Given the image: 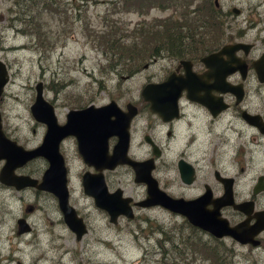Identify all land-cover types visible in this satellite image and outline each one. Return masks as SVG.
I'll list each match as a JSON object with an SVG mask.
<instances>
[{
	"label": "rangeland",
	"instance_id": "374dc122",
	"mask_svg": "<svg viewBox=\"0 0 264 264\" xmlns=\"http://www.w3.org/2000/svg\"><path fill=\"white\" fill-rule=\"evenodd\" d=\"M216 1L221 11L226 13L223 25L240 21V18L231 14L232 8L240 9L242 16L255 8L259 17L264 19V0ZM43 3V6L40 5V8L38 6L33 11L36 15V20L33 21L40 25L37 28L31 22H18L16 19L15 15H19V10L26 11L25 14L30 13L26 10L28 1L0 0V62L8 74L0 94L1 126L4 132L11 133L18 139H26L30 147L40 143L44 132L43 128L36 125L37 122L29 111L37 82H41L44 98L54 107L59 123L65 121L64 115L69 109L88 103L99 105L110 99L115 102L128 99L137 103L140 101L139 90L144 83L156 82L163 75L169 63L165 58L167 55L159 52L155 57L146 55L148 59L143 61L137 59L138 71L131 73L133 68L119 66L118 63L123 58H113L104 43V35L112 32L115 34L113 37L120 40L126 35V43L140 34L133 33L136 24H143V28H146L153 20L176 16L183 9L180 5L173 9L174 3L164 10L153 6L139 12L131 8L127 10L124 1H120L119 7L114 8L118 0H44ZM223 29L222 26L221 30L224 31ZM135 40L137 50H145L140 52L142 54L155 45V36L152 38L146 35ZM144 63L147 66L143 68ZM192 111L194 110L184 109L186 115ZM207 117L199 112L193 120V143L187 135L190 130L187 122H181V128L186 122L187 129L179 145L172 146L170 151L166 150L162 157L168 164L174 160L176 153L184 151L195 166L193 183L183 190V196L190 197L200 192L203 182L215 183L212 178L213 169L227 176H235L238 190L253 183L256 175L261 174L264 178V136L254 135L247 137L245 143H238L236 136L228 132L224 119L211 125ZM235 129L242 128L236 123ZM248 134L251 136L252 133L246 132ZM240 143L245 144V148L250 151L241 152L236 159L234 153ZM60 151L66 165L69 200L83 217L86 233L80 240H75L74 234L66 226H57L48 218L45 222L42 221L40 216L46 211L53 214L52 219L57 218L52 204L45 201L38 202V209L34 212V217L37 216L39 223L47 229V232H43L45 235L35 236L31 240L6 241L4 237L13 230V218L20 213L19 202L11 198L5 205L0 201L1 224L4 225L3 233L0 234V255H10L21 264H162L154 241L159 237L157 228L179 224L183 218L162 207L150 206L134 208L131 219L117 217L116 224L110 223L106 212L97 209L92 199L82 192L80 173L85 165L75 152L74 141L67 137ZM135 153L139 155L142 152L136 150ZM239 166H244L245 169L240 172ZM159 168L162 171L160 185L164 181L169 186L174 181L167 190L171 194L179 193L177 174L172 168L167 171L162 164ZM107 175V179L110 176L112 180L109 185L118 186L122 188L124 195L138 199L142 187L133 183L132 175L126 168L116 167ZM2 196L3 193L0 192V199ZM24 201L34 203L30 198ZM258 202L260 208L264 209V197ZM221 239L232 254V264H264L262 249L250 250L246 248L247 245L241 246L228 238ZM187 264L208 262L195 260Z\"/></svg>",
	"mask_w": 264,
	"mask_h": 264
},
{
	"label": "water",
	"instance_id": "95a60500",
	"mask_svg": "<svg viewBox=\"0 0 264 264\" xmlns=\"http://www.w3.org/2000/svg\"><path fill=\"white\" fill-rule=\"evenodd\" d=\"M213 4L218 7L216 0L213 1ZM237 46L239 45L235 44L228 49L231 51ZM220 52L221 50L203 56L201 62L209 69L207 74L209 76L212 74L215 80L224 86L222 81L224 74L221 73L222 65L219 63L221 62L219 59ZM259 77L264 79L263 72ZM166 78L162 82H147L139 90L142 101L149 103V110L158 114L162 119H165V113L171 115L170 117L177 115V99L182 91L187 92L189 99L195 97L192 92L198 90L195 87L200 80V76L191 72L187 66L184 68V74L174 76L173 73H170ZM7 79L6 69L0 62V94ZM42 88L41 82H37L34 88V99L29 106L32 118L36 122L43 123L45 127L39 145L32 149H24L21 145L19 146L14 141L5 138L1 131L0 120V160L4 161L0 170V181L8 186L13 185L16 189L34 185L37 189L52 194L57 199L58 209L62 213V221L66 228L74 234L75 240L81 239L82 235L86 233V225L68 202L66 165L61 152H59L60 140L66 136H72L76 140L77 152H79L81 162L86 167L92 168V171H84L80 174L82 192L92 199L93 205L97 209L106 212L110 223L116 224L118 216H123L126 219L132 218V208L129 204L131 198L122 196L120 188L109 192L104 183L102 172L113 170L116 166L128 165L133 172V183H142L145 187V197L133 203L136 207H162L172 214L179 215L191 226L199 228L214 238L227 237L241 245L255 246L258 243V240H254V238L258 233L264 231V211L254 212L252 217L255 220L253 223H249L252 202H233L231 191L233 180L231 177L219 176L215 171V178L220 181L222 186V194L218 197L212 195L208 185H205L202 193L194 198L174 197L160 189L153 178L150 171L154 167V162L151 158L134 160L129 157L127 154L129 141L127 123L135 113L133 105L128 104L127 112L129 114L120 115L119 118L120 112L113 99L107 103L99 104V106L88 103L85 107L69 109L64 115L65 121L59 124L54 114V107L44 98ZM217 89L219 91H226V89L233 91V88L228 86ZM200 103L204 104L213 115L216 110L223 107L220 105L214 109L213 104L208 101ZM119 122H122L123 126H119L121 124ZM112 135L118 139L113 145L111 153H108L105 143L107 138ZM154 155H156L155 152ZM35 157L43 158L47 165L39 183H34V180H30L29 177L12 174L15 167H19ZM177 170H179L181 182L187 184L192 182L194 171L189 163L183 160L178 161ZM257 179V185H261L262 178ZM259 188H264V186ZM253 190L256 191V189ZM224 206L242 211L246 217L230 226L227 219L220 213V209ZM21 222L23 221L17 223L20 225Z\"/></svg>",
	"mask_w": 264,
	"mask_h": 264
},
{
	"label": "flooded vegetation",
	"instance_id": "af4514ba",
	"mask_svg": "<svg viewBox=\"0 0 264 264\" xmlns=\"http://www.w3.org/2000/svg\"><path fill=\"white\" fill-rule=\"evenodd\" d=\"M231 14L234 15L236 18H240L239 22H235L234 24L223 25L224 31H222V36L220 39V44L212 47L208 52L203 53L201 56L196 58H178L172 59L168 55L165 57L168 59V65L164 69L163 75L157 80L158 82H162L166 80L167 75L173 73L174 76H179L184 74V68H187L193 72L194 74L200 76V80L197 82L196 89L197 91H193L192 94L195 97L189 99L187 98V92L184 90L180 94V97L177 99V115L172 116L168 113H165V119H162L158 114H155L149 110V103L143 102L140 98V101L134 103L133 101H129L128 99H122L121 102H115L119 109V118L120 115L129 114L127 112L128 104H131L135 107V113L130 117L128 120V146H127V154L134 160H146L151 158L154 162V167L151 169V174L153 178L158 183L160 189L164 190L167 194L174 197H182V198H194L197 195H200L204 190V186L208 185L212 195L218 197L222 194V186L219 180L215 178V171L218 173L219 176H226L231 177L232 182V198L234 203H242L243 201L252 202V209L249 212L251 219H249V223H253L255 218L252 217L254 212L263 210L260 208L259 199L264 197V188H259L260 186H264V178L261 174L256 175L253 179V183L246 185V187L242 190H238L236 187L237 179L235 176H227L225 173L221 171H217L216 169L212 170V178L215 183L203 182L201 184V191L195 193L194 196L186 197L183 196V190L186 189L189 185L193 183L194 175H195V166L193 163L187 158V153L184 151H179L173 157L174 160L169 161L167 164L163 160V155L165 154L166 150L170 151L172 146L179 145L180 139H182V135L184 131L187 129V124L190 128L188 131V136L191 139V143L195 138L193 127L194 124L192 123L195 119L197 113L203 112V114L207 115V120L211 125H216L222 119L226 122V128L228 132L236 136V140L245 143L247 137H254V135L264 136V79H260V75L263 72L264 74V19L259 17V12L254 8L253 11L246 13L245 16H242L240 9L232 8ZM235 44L239 45L229 51V47L235 46ZM220 52L219 59L222 65L221 73L224 74L222 81L223 85L221 86L215 77L211 74L209 76V69L203 65L201 62V58L205 55L212 54V52ZM185 63H182V62ZM232 69V70H230ZM262 71V72H261ZM206 73V75H204ZM232 87L233 91L226 89V91H219L217 88H226ZM200 99H199V98ZM208 101L209 103L213 104V108L215 109L216 106L222 105V109H218L215 111V114H211L210 111L201 104L200 102ZM184 109L187 111L192 109L194 111L190 112L186 115ZM113 117V116H112ZM186 121L183 128H181V122ZM36 122V121H35ZM59 123V122H58ZM119 126H123L122 122H119ZM240 124L242 129H235V124ZM62 124V123H59ZM40 128H43L45 132L44 124L37 122ZM1 131L3 132L5 138L14 141L19 146L21 145L24 149H32L37 145H27L26 139H18L15 135L11 133L4 132L1 126ZM33 131V129L31 130ZM34 132V131H33ZM43 132V134H44ZM247 133H252L251 136L246 135ZM42 134V137H43ZM41 137V138H42ZM69 137L74 141L75 152H77V143L76 140L72 136ZM66 138H62L59 143V152L62 143L65 141ZM117 137L112 135L109 136L106 140L105 146L108 153H111L113 145L117 141ZM142 152L139 155L135 153V151ZM249 152V148H245V144L240 143V146H237L235 149V156L236 159L240 157L241 152ZM154 152L156 155H154ZM62 154V152H61ZM233 154V155H234ZM232 155V157H234ZM63 156V155H62ZM64 160V158H63ZM183 160L186 163H189L192 166L193 172V179L190 184L181 182L179 178V170H177L178 161ZM233 162L238 163V161L233 160ZM4 164L3 160H0V170L2 165ZM160 164L164 166V168L172 170L177 174L176 180L179 182L177 186L179 187V193L171 194L168 188L172 187V183L167 186V184L162 181V185H160ZM46 162L41 157L32 158V160H28L25 163L21 164L19 167H15L12 170V174L16 176H26L29 177L30 180H34V183H39L42 178V174L46 168ZM121 168H126L129 173H131L133 177V172L128 165H121L116 166ZM115 167V168H116ZM239 171H243L245 168L244 166H239ZM114 169V168H113ZM84 171H92V168H88L85 166ZM112 170H104L102 172L104 176V183L106 188L109 192L114 191L116 188L120 187H112L109 185L111 177L109 176L107 179V173H110ZM81 172V173H82ZM80 173V174H81ZM106 173V174H105ZM261 177V185H257L258 179ZM175 178L173 177V180ZM135 185L139 184L142 187L141 193L138 195V199L132 197L130 195H124L122 188L121 195L126 197L129 196L131 201L129 202L130 207L132 208V213L134 208H137L133 203L137 202L138 200L145 197V187L142 183H134ZM253 189H256L253 190ZM0 192L3 193L0 201L2 205L7 204V200L14 198L16 201L19 202V214L13 218V230L10 231L8 236L4 237L6 241H23L24 239H32L35 236L45 235L43 232H47L41 223H39L38 217H34L35 210L38 209V202H47L52 204V210L57 214V218L52 219V213L46 211L43 216H40L42 221H46V218L51 219L53 222L56 223L58 226L62 224L65 226V223L62 221V213L58 209L57 206V199L54 198L52 194L47 191H42L37 189L34 185L33 186H22V188L16 189L13 185H6L0 181ZM33 200L32 203H28L24 201L25 199ZM69 191H68V202L72 206L69 200ZM73 207V206H72ZM141 208V207H140ZM76 211V214L83 220V217L80 216L78 211L73 207ZM221 215H223L230 226L235 224L243 218L246 217V214L242 211H238L233 209L230 206H224L220 209ZM126 219L123 216H118ZM117 219V218H116ZM131 219V218H127ZM23 221L19 225L17 222ZM117 222V221H116ZM2 214L0 215V234L3 233L4 225L2 226ZM85 223V221H84ZM86 225V223H85ZM86 232V231H85ZM264 231L258 233L254 240L257 239L258 243L255 246L250 244L247 245L246 248L250 250H256L258 248L264 251ZM85 234V233H84ZM2 236H0L1 240ZM227 238V237H222ZM230 239V238H228ZM80 240V239H79ZM231 240V239H230ZM232 241V240H231ZM234 241V240H233ZM236 244L237 242L234 241ZM239 244V243H238ZM241 245V244H240ZM241 245V246H244ZM0 264H21L15 258H12L10 255H0Z\"/></svg>",
	"mask_w": 264,
	"mask_h": 264
},
{
	"label": "trees",
	"instance_id": "16d2710c",
	"mask_svg": "<svg viewBox=\"0 0 264 264\" xmlns=\"http://www.w3.org/2000/svg\"><path fill=\"white\" fill-rule=\"evenodd\" d=\"M26 1H28L26 10L30 13L25 14L26 11L19 10V15H15L16 19L18 22H31L39 28V23L33 21L36 18L33 11L38 6L39 8L40 5L43 6L44 0ZM120 1L126 3L127 10L131 8L139 12L141 9H151L153 6L164 10L165 7L174 3L173 9L176 5L183 8L176 16L170 15L162 20H153V23L146 25V28H143L145 26L143 24H136L133 33L140 34L133 36L129 42L125 43L126 35L122 36L121 40L114 38L115 34L112 32L104 35V43L111 51L113 58L117 60L123 58L118 63L119 66L133 68L131 73L138 71L137 59L143 61V59H148L147 56L155 57L159 52H163L172 59L196 58L220 44L221 29L226 13H223L220 7H215L210 0H199V2L198 0H118V4L114 5V8L119 7ZM194 1L197 2L193 4ZM50 4L52 3L50 2ZM191 4L193 6L187 10ZM146 35H150L152 38L155 36V45L153 49L142 54L140 52L145 50H137L138 45L135 39H142ZM157 229L159 237H156L154 241L159 249L162 264H178L177 262L187 264L195 260L205 261L208 264H232L230 261L232 254L223 245L222 239L206 234L199 228L191 226L184 219L179 224L169 227L162 225Z\"/></svg>",
	"mask_w": 264,
	"mask_h": 264
},
{
	"label": "bare ground",
	"instance_id": "6f19581e",
	"mask_svg": "<svg viewBox=\"0 0 264 264\" xmlns=\"http://www.w3.org/2000/svg\"><path fill=\"white\" fill-rule=\"evenodd\" d=\"M145 65V66H144ZM143 68L147 66V63H144Z\"/></svg>",
	"mask_w": 264,
	"mask_h": 264
}]
</instances>
